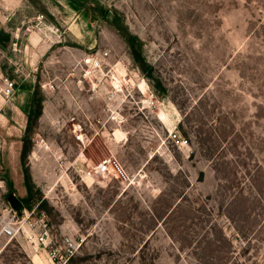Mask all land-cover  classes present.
I'll list each match as a JSON object with an SVG mask.
<instances>
[{
    "label": "rangeland",
    "instance_id": "rangeland-1",
    "mask_svg": "<svg viewBox=\"0 0 264 264\" xmlns=\"http://www.w3.org/2000/svg\"><path fill=\"white\" fill-rule=\"evenodd\" d=\"M0 264H264V0H0Z\"/></svg>",
    "mask_w": 264,
    "mask_h": 264
},
{
    "label": "built area",
    "instance_id": "built-area-1",
    "mask_svg": "<svg viewBox=\"0 0 264 264\" xmlns=\"http://www.w3.org/2000/svg\"><path fill=\"white\" fill-rule=\"evenodd\" d=\"M111 168H113V163L110 158H105L102 161H100L97 165L94 167H91L87 172L86 176L87 177H92L93 179H101V178H106L109 173ZM7 220H5V225L3 227V234L6 237H14L16 235L17 229H16V218L18 215V212L15 211L12 206L10 205L7 210ZM37 242L40 245H46L47 244V233L44 232L40 234L37 238Z\"/></svg>",
    "mask_w": 264,
    "mask_h": 264
},
{
    "label": "trees",
    "instance_id": "trees-1",
    "mask_svg": "<svg viewBox=\"0 0 264 264\" xmlns=\"http://www.w3.org/2000/svg\"><path fill=\"white\" fill-rule=\"evenodd\" d=\"M40 110L41 109L39 107H37V105H36L35 99H32L31 108H30V111H29V114H28V125H27L26 133H28L30 128L33 126L34 122H36L38 120V118L40 117V114H41ZM27 143H28V138H27V136H25L24 137V147H23V152H22L23 157L28 152Z\"/></svg>",
    "mask_w": 264,
    "mask_h": 264
},
{
    "label": "water",
    "instance_id": "water-1",
    "mask_svg": "<svg viewBox=\"0 0 264 264\" xmlns=\"http://www.w3.org/2000/svg\"><path fill=\"white\" fill-rule=\"evenodd\" d=\"M8 200L15 211L21 212L22 202L14 194H10Z\"/></svg>",
    "mask_w": 264,
    "mask_h": 264
},
{
    "label": "bare ground",
    "instance_id": "bare-ground-1",
    "mask_svg": "<svg viewBox=\"0 0 264 264\" xmlns=\"http://www.w3.org/2000/svg\"><path fill=\"white\" fill-rule=\"evenodd\" d=\"M28 231V230H27ZM36 258H37V261L39 262V263H41L40 262V257L38 256V255H36Z\"/></svg>",
    "mask_w": 264,
    "mask_h": 264
}]
</instances>
